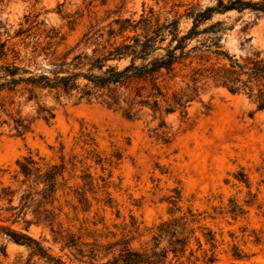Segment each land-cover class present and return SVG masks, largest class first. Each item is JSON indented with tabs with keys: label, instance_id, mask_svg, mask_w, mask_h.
Segmentation results:
<instances>
[{
	"label": "rangeland",
	"instance_id": "rangeland-1",
	"mask_svg": "<svg viewBox=\"0 0 264 264\" xmlns=\"http://www.w3.org/2000/svg\"><path fill=\"white\" fill-rule=\"evenodd\" d=\"M191 1L194 0H0V39L18 45L23 39L39 41L45 46L52 32H57L51 54L38 58L39 71L50 74L54 62L73 58L74 53L68 52L88 32L107 29L117 19L139 20L151 9L163 21L169 13H183L182 4ZM197 1L213 4V0ZM214 20L226 21L233 28L225 43L232 53H242L241 43L249 38L246 48L264 49V17L234 11L217 15ZM182 26L188 28L190 23L183 21ZM19 48L23 50V46ZM42 101L54 108V120L47 123L36 119L32 131L24 137L14 136L8 128L0 137L2 185H16L17 163L26 156H39L50 163L64 161L68 183L59 190L54 205L61 209L63 229L84 233L88 228L98 234L111 231L120 235L134 217L140 225L142 241L148 239L154 224L169 217L170 205L165 200L174 188H179L183 212L192 207L205 213L202 224L215 232L220 243L217 264H264V216L258 209L264 205V112H256L248 98L211 86L200 101L191 104L185 119L179 112L166 116L174 133L169 144L151 136L149 130L157 122L148 124L149 116L128 120L98 101L77 102L65 95L58 100L55 92L48 91L42 93ZM22 115L35 118L33 104L23 106ZM117 152L122 154L120 161L112 158ZM94 153L112 158L114 163L98 165L92 159ZM239 172L247 175L250 188L238 180ZM84 174L94 178V190L84 185ZM107 193L114 201L113 209L104 206ZM249 193L256 196L251 206L246 204ZM81 194L92 205L90 212L83 211ZM232 199L247 214L237 219L219 214L220 208L228 206ZM102 218L104 224L94 226ZM29 233L54 255L65 257L66 252L54 243L48 227L32 226ZM256 235L261 237L260 243L255 242ZM5 243L7 257L2 258V264H17L21 257H28L25 246L7 240ZM234 244L250 258L235 259Z\"/></svg>",
	"mask_w": 264,
	"mask_h": 264
},
{
	"label": "trees",
	"instance_id": "trees-1",
	"mask_svg": "<svg viewBox=\"0 0 264 264\" xmlns=\"http://www.w3.org/2000/svg\"><path fill=\"white\" fill-rule=\"evenodd\" d=\"M182 6L183 13H169L163 21L151 9L139 20L117 19L107 29L88 32L68 52V55L74 53L73 58L54 62L50 74L39 71L38 58L42 54L48 58L51 54L57 32H52L51 41L45 46L39 41L32 43L23 39L18 45L0 39V137L6 128L16 137H24L32 131L36 119L47 123L55 119L54 108L42 101L44 91L55 92L58 100L65 95L77 102L98 101L128 120L149 116L148 124L157 122L149 130L151 136L164 144L171 143L174 137L166 116L179 112L185 119L191 104L200 101L202 93L211 86L245 96L255 105L256 112H264V49L246 48L249 38L241 43L242 53H232L225 43L233 28L226 21L214 20L217 15L234 11L264 17V0H213L211 5L194 0ZM183 21L190 26L183 28ZM28 104L35 107V118L22 115V107ZM112 158L120 161L122 154L117 152ZM112 158L104 159L98 153L92 155L98 165L104 162L112 165ZM17 165L15 186H4L0 181V264L7 257L6 240L29 251L28 257H21L17 264L219 262L220 243L215 232L202 224L205 213L196 212L192 207L183 212L179 188H174L165 200L170 205L169 217L154 224L144 241L134 217L120 235L111 231L98 234L88 228L84 233H75L63 229L61 209L54 206L59 190L68 183L67 164L50 163L29 155ZM237 176L250 188L244 172ZM82 180L85 186L95 189L91 174H84ZM80 197L83 211L90 212L92 205L82 194ZM249 197L246 204L251 206L256 196L249 193ZM103 202L105 207L114 208L108 193ZM258 209L264 216V205L260 204ZM218 213L237 219L247 211L232 199ZM93 224H104V218ZM32 226L48 227L54 243L60 246L61 252H66L65 257L54 255L41 240L35 239L29 233ZM260 241L261 237L256 235L255 242ZM232 255L237 260L250 258L236 244Z\"/></svg>",
	"mask_w": 264,
	"mask_h": 264
}]
</instances>
